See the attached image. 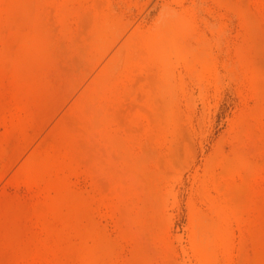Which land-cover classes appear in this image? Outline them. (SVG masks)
Wrapping results in <instances>:
<instances>
[{
	"label": "rangeland",
	"instance_id": "obj_1",
	"mask_svg": "<svg viewBox=\"0 0 264 264\" xmlns=\"http://www.w3.org/2000/svg\"><path fill=\"white\" fill-rule=\"evenodd\" d=\"M0 264H264V0H0Z\"/></svg>",
	"mask_w": 264,
	"mask_h": 264
}]
</instances>
